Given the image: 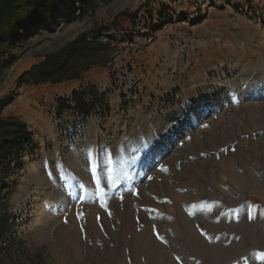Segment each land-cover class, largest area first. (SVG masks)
<instances>
[{
    "label": "rangeland",
    "instance_id": "1",
    "mask_svg": "<svg viewBox=\"0 0 264 264\" xmlns=\"http://www.w3.org/2000/svg\"><path fill=\"white\" fill-rule=\"evenodd\" d=\"M100 25L88 114L64 83L17 87ZM16 42L0 97L33 143L0 264H264V0H64Z\"/></svg>",
    "mask_w": 264,
    "mask_h": 264
},
{
    "label": "trees",
    "instance_id": "2",
    "mask_svg": "<svg viewBox=\"0 0 264 264\" xmlns=\"http://www.w3.org/2000/svg\"><path fill=\"white\" fill-rule=\"evenodd\" d=\"M63 1L0 0V80L18 59L13 51L16 41L28 33L31 27L43 21ZM109 32L110 27L106 25L83 31L45 54L43 60L21 73L17 87L60 84L82 78L94 66H106L117 50ZM83 91L74 90L71 95L75 101L74 108L88 114L92 105L83 99ZM12 101L13 97H0V248L13 228L11 216L4 212V203L9 195L8 181L13 175L14 165L33 143V133L26 122L3 114ZM58 101L59 107H71L66 96H60Z\"/></svg>",
    "mask_w": 264,
    "mask_h": 264
},
{
    "label": "crops",
    "instance_id": "3",
    "mask_svg": "<svg viewBox=\"0 0 264 264\" xmlns=\"http://www.w3.org/2000/svg\"><path fill=\"white\" fill-rule=\"evenodd\" d=\"M40 60H43V57L40 59ZM97 68L96 66L92 67L89 71L93 70ZM26 71V70H25ZM89 71H87L86 73H88ZM23 73V72H22ZM85 73V74H86ZM84 74V75H85ZM84 77V76H83ZM82 77V78H83ZM82 78L80 79H76V80H69V81H65L63 82L65 84V87L66 89H68L71 93L74 91V90H78L80 87H82L80 81L82 80ZM84 85V84H83Z\"/></svg>",
    "mask_w": 264,
    "mask_h": 264
},
{
    "label": "built area",
    "instance_id": "4",
    "mask_svg": "<svg viewBox=\"0 0 264 264\" xmlns=\"http://www.w3.org/2000/svg\"><path fill=\"white\" fill-rule=\"evenodd\" d=\"M83 99L87 102V103H92L94 100L93 96L91 94H89L87 91H83ZM68 99H69V103L74 106L75 105V101L72 98L71 93L69 95H67Z\"/></svg>",
    "mask_w": 264,
    "mask_h": 264
}]
</instances>
